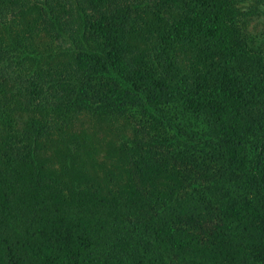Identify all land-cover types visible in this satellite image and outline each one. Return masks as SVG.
Returning a JSON list of instances; mask_svg holds the SVG:
<instances>
[{
	"label": "trees",
	"instance_id": "obj_1",
	"mask_svg": "<svg viewBox=\"0 0 264 264\" xmlns=\"http://www.w3.org/2000/svg\"><path fill=\"white\" fill-rule=\"evenodd\" d=\"M240 2L0 0V93L22 118L0 137L4 264L15 247L28 264H264V48ZM85 115L140 126L114 186L77 169L71 134L58 167L44 154Z\"/></svg>",
	"mask_w": 264,
	"mask_h": 264
},
{
	"label": "rangeland",
	"instance_id": "obj_2",
	"mask_svg": "<svg viewBox=\"0 0 264 264\" xmlns=\"http://www.w3.org/2000/svg\"><path fill=\"white\" fill-rule=\"evenodd\" d=\"M239 7L243 11H247V30L253 35L258 37V42L264 48V0H240ZM6 86L5 90L0 93V137L2 134L8 132L11 129H18L21 124L20 118V109L16 103V94L15 89L11 87L9 83ZM172 119L182 121L183 116L179 113L178 110L170 111L167 115ZM138 120L140 118L138 117ZM155 127V126H154ZM133 122H130L128 119L122 118H112L109 116H104L100 119H95L89 116H83L80 118L77 123L66 130L65 137L59 141L58 147L56 142H54V135L49 136L48 139L44 142V154L48 158L50 163H53L55 167H58L65 157L68 156L65 143H69L67 138L71 134V139L76 138L82 141L84 150L83 153H86L87 157H82L77 161L76 167L80 170H85L86 173H89L91 177H94L95 183L100 185H113L118 181L119 177L117 174L124 172L126 169L121 168V152L119 151L117 145L122 142V139L126 137L133 136V132H136ZM151 128V127H150ZM150 128H146L147 131ZM157 130V129H156ZM151 134V133H150ZM158 131L153 132L152 135L158 136ZM141 136V134H139ZM67 138V139H66ZM76 146V145H75ZM66 155V156H65ZM65 156V157H63ZM70 158H67V160ZM3 194V190L0 189V196ZM20 192L14 190L13 195L11 191V200L12 203H16L19 199ZM31 201V198L28 199V202ZM23 203V202H22ZM20 212L25 215V222L30 220L32 216L29 213L28 209L21 208ZM5 222H12L10 216H8ZM4 221L0 218V222ZM1 224V223H0ZM28 226H25V230L28 231ZM17 234L6 230L5 227L1 229L0 226V242L7 238L11 242H15L17 239ZM9 249H6V243L0 246V264L9 262L8 253ZM13 253L16 256L21 257L23 260L22 264H28L30 260H27L25 256V251L20 248H13Z\"/></svg>",
	"mask_w": 264,
	"mask_h": 264
}]
</instances>
